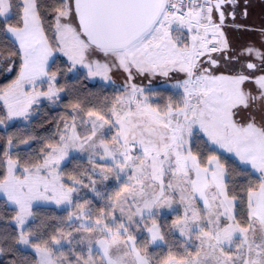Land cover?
Segmentation results:
<instances>
[{
	"label": "snow or ice",
	"instance_id": "6c2138e0",
	"mask_svg": "<svg viewBox=\"0 0 264 264\" xmlns=\"http://www.w3.org/2000/svg\"><path fill=\"white\" fill-rule=\"evenodd\" d=\"M237 3L0 0V38L11 42L6 70L19 69L0 88V125L28 119L40 97L60 98L57 72L50 70L57 54L66 57L64 71L86 80L114 84V73L126 74L121 94L102 107L73 103L58 140L37 160L14 159L7 138L0 194L15 206V229L0 232V255L11 254L10 264H264V50L249 46L229 55L224 25L226 13L235 20ZM222 65L231 70L220 71ZM176 74L182 76L171 87L178 99L163 103L158 92L134 82ZM201 145L232 154L250 166L241 169L249 176L258 173L243 198L230 188L229 167ZM73 150L88 154L87 179L97 196L93 176L120 181L105 207L74 202L77 189L88 185L75 176L62 179L61 162ZM37 201L71 208L64 220L69 230L35 224ZM174 205L183 214L167 226L158 223L161 210L175 211ZM141 227L147 237L138 240ZM166 234L183 238L176 245L181 254L154 259L149 248L167 243ZM21 248L34 255L17 257Z\"/></svg>",
	"mask_w": 264,
	"mask_h": 264
},
{
	"label": "trees",
	"instance_id": "16d2710c",
	"mask_svg": "<svg viewBox=\"0 0 264 264\" xmlns=\"http://www.w3.org/2000/svg\"><path fill=\"white\" fill-rule=\"evenodd\" d=\"M14 22V21H13ZM10 41H5L0 38V52L5 55L0 57V88L6 87L18 74V66L13 67L12 71L6 70L5 60L7 53L11 51ZM14 59V58H13ZM67 60L63 56H57L54 63L50 65V70L57 72V86L65 91L63 98L60 100V105L53 107L50 103H42L34 107L35 116L28 124L16 123L8 128L0 127V157H3L4 151L8 150L6 144L7 138L13 139V147L10 152L14 159L19 158L21 162L29 160H37L45 146L48 143H55L63 128V122L69 120V113L71 105L78 100L87 108H100L107 101H111L114 95L121 94L122 90L116 86H106L101 83L91 82L89 79H84L83 75H72L64 71ZM8 65L7 67H10ZM153 91L159 93V101L163 103L169 96L178 99L175 95L177 92L170 87L160 86ZM4 106L0 102V116L4 114ZM22 141H27L23 143ZM201 151L205 155H218L221 161L230 169L231 182L230 188L236 189V195L243 198V188L246 186L248 179L256 181L257 174L249 176L247 173L241 171L245 168L239 164L234 158L226 154L216 151L214 148L205 147L201 145ZM89 171V162L80 157H72L66 165L62 167V178L68 182V178L75 176L77 179H83ZM5 173V168L0 165V178ZM114 192V191H112ZM6 198H0V232L12 233L15 229L12 218L15 216V208L5 203ZM108 202V200H107ZM107 202H99L96 204L97 209L105 207ZM96 210V209H95ZM70 209H58L56 207L37 206L33 209L34 223L42 224L47 227L49 231L57 228H63L68 231V226L64 223ZM165 222V220H164ZM165 224V223H163ZM166 250L168 252L174 238L171 234H166ZM175 240V244L177 245ZM159 250V249H158ZM27 255L29 258L34 255L33 252L24 250L16 253V256ZM11 254L0 255V264H10L12 260Z\"/></svg>",
	"mask_w": 264,
	"mask_h": 264
},
{
	"label": "rangeland",
	"instance_id": "374dc122",
	"mask_svg": "<svg viewBox=\"0 0 264 264\" xmlns=\"http://www.w3.org/2000/svg\"><path fill=\"white\" fill-rule=\"evenodd\" d=\"M57 56H62V54H57ZM56 57H54V59ZM51 64H52V61H50V65ZM10 67H12V66H10ZM81 71H83V70H81ZM71 74L74 75L76 73H71ZM181 76H182V74H176V77L173 78V79H168V78H163V77H155V78L151 79V83L150 84H149V81L147 79H144L143 77H139L134 82L140 84V86L151 88L152 90L156 89L157 87L164 86V87H170L174 91L178 92L179 90L171 87V85H174L176 83V79L180 78ZM89 80L91 82H93V83L97 82V83H101V84L106 85V86H116L118 89L123 91V88H124L125 83H126V74H124L123 72L114 73L113 74L114 84H108L107 82L102 81L100 78L89 79ZM55 87L58 88L57 82H56ZM43 88L46 90L47 85L45 84L43 86ZM64 94H65V91H61L59 93L60 98L58 100H55L54 102L53 101H49L45 97H40L38 99V102L36 104H34L32 106V108L29 110L28 119H24L23 117H16V118H13L12 120H6L5 124L4 125H0V127L5 129V128H8L9 126H12V125H14L16 123H23V124L30 123V121L35 116L34 107H36L38 105H41L42 103H50L53 107H57V106L60 105V100L63 98ZM0 102L3 104L2 101H0ZM256 116H257V121L259 122L260 115L257 113ZM247 117H248V112L244 111V112H242L240 114V116L238 118L241 119L242 121H244V120L247 119ZM77 131L78 132H82V129L78 126L77 127ZM211 148H214L216 151H219L222 154H226V155H229L231 157H234L232 154L227 153L226 151H224L222 149L216 148V146H212ZM87 156H88V154L86 152H80V151L73 150L72 152H70L69 156L64 161L61 162L60 172L62 170V167L64 165H66L68 163V161L72 157H80V158L86 159L88 161ZM234 158L237 160L236 157H234ZM242 166L245 167V168H250V166H247V165H242ZM90 167L91 166L89 164V169H90ZM255 174L258 175V173H255ZM88 175H89V171L86 174V176L83 177V179H82L84 185H88V186L87 187H83V186L79 187L77 189V192L74 193V195H73V200L76 203H83L84 200H88L89 201L88 207H90L93 210H95V209L98 208V207L95 208L96 204L99 203V202H102V201L103 202H107V198L111 197L116 191L119 190V188L121 187V183H120V181H117V180H115L114 178H111V177L108 180H106V181H101L98 177L93 176V179H96V181H97L96 188L101 193L100 196H97L91 190V185L89 183V180L87 179ZM112 191H114V192H112ZM0 198H5V197L3 196V194H0ZM37 206L56 207L58 209H70V210H72L68 206L56 205L54 202L37 201V202L34 203L33 209L35 207H37ZM12 207L15 208V206H12ZM173 207H174L175 211L167 209V208L161 210L160 215L156 217L157 222L162 224V225H164V226H167L168 224H170L172 222V220L176 219V217L178 215H182L183 214L182 206L174 205ZM164 220H165V222H164ZM144 223L150 224L151 221L148 220V221H145ZM163 223H165V224H163ZM136 234L138 235V240L141 239V238H146L147 237V233L142 230V227H141V230L138 233H136ZM173 238H174V241L171 243L172 246L169 247L168 252L165 249L166 245H167V243H165V242H159L158 241L157 244L151 245L150 248H149V252L152 255V257L154 259H158V260L162 261L168 256L169 251H171L174 255L179 257V255L181 254V250L177 248V246L175 244V240L178 242L179 240H181L183 238H180L178 236V234H177L176 237H173ZM165 240H166V237H165ZM23 249L32 252L31 249H25V248H23ZM67 250H68V245H65L64 251L66 253H67Z\"/></svg>",
	"mask_w": 264,
	"mask_h": 264
},
{
	"label": "flooded vegetation",
	"instance_id": "af4514ba",
	"mask_svg": "<svg viewBox=\"0 0 264 264\" xmlns=\"http://www.w3.org/2000/svg\"><path fill=\"white\" fill-rule=\"evenodd\" d=\"M247 10V16L242 12ZM236 18L232 20L226 13L224 33L230 45L229 55H237L244 48L252 46L264 50V0H238L235 8ZM240 25L241 27H236ZM232 65L238 67L237 62ZM231 67L222 65L220 71L228 73Z\"/></svg>",
	"mask_w": 264,
	"mask_h": 264
}]
</instances>
